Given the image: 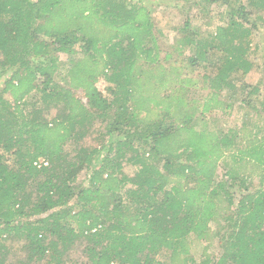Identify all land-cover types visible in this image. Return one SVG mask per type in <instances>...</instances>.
Instances as JSON below:
<instances>
[{"label": "trees", "instance_id": "obj_1", "mask_svg": "<svg viewBox=\"0 0 264 264\" xmlns=\"http://www.w3.org/2000/svg\"><path fill=\"white\" fill-rule=\"evenodd\" d=\"M75 2L82 4L77 11ZM248 4L253 11L242 0L229 4L210 38H185L196 45L188 57L190 65L201 64L203 81L211 89L201 106L186 100L194 80L182 75V66L171 65L172 74L162 73L166 81L176 79L179 96L166 103L142 93L133 98L131 81V87L123 88L113 76L109 43L116 38L128 41L120 54H145L146 65L166 68L152 57L157 46H145V40L153 38L148 7L127 0H0V75L10 71L0 94V264H264V177L262 186L249 192L246 176L236 170L227 175L238 179L244 192L235 205L234 192L225 193L231 213L224 216L227 233L213 234L219 251L203 254L199 262L189 255L190 236L208 240L212 235L208 223L219 212L214 196L224 183L213 178L212 170L219 150H229L234 142L216 137L210 142L216 151L209 153L197 142L205 132L191 136L188 128L198 109L208 112L224 105L218 94L233 89V73L246 75L252 69L245 40L258 29L251 19L257 9L253 0ZM256 6L264 7V0ZM65 8L81 20L73 13L75 21L64 25L60 14ZM83 20H96L115 34L110 42L101 41ZM58 52L83 54L69 73L70 85L84 89L86 104L55 82ZM136 65L141 90L145 70ZM107 68L112 86L104 95L96 83ZM242 88L246 97L257 98L262 91L264 103V86ZM152 104L161 118L150 116ZM27 105L31 109L26 110ZM110 108L114 116L108 140L100 148L81 145L85 125L106 116ZM142 109L146 116L141 118ZM68 143L75 145L73 156L65 151ZM243 151L264 168V134L247 139ZM39 158L47 164L37 167ZM85 169L88 184L76 186ZM173 176L182 182L171 185ZM14 240L22 243L23 256L7 243ZM77 245L80 259L75 260L70 253ZM161 249L168 250L169 263L157 259Z\"/></svg>", "mask_w": 264, "mask_h": 264}, {"label": "rangeland", "instance_id": "obj_2", "mask_svg": "<svg viewBox=\"0 0 264 264\" xmlns=\"http://www.w3.org/2000/svg\"><path fill=\"white\" fill-rule=\"evenodd\" d=\"M249 1L250 0H242V2L253 11L248 4ZM127 2L135 6L142 5L148 7L150 18L153 22L152 33L155 42L152 37H149L145 40V46L151 48L157 46L156 49H153L152 57H156L157 61L166 68L163 69L161 65L156 66V64L154 66L146 65L145 54H142L141 57H139L140 59L136 56L130 58L128 55L120 54L119 51L123 47H126L127 40L116 38L110 42V37L115 34V29L109 28L96 20H83L87 25H92V32L99 40H104L105 42L109 40V44H111V49H109L113 50L111 58V72H113V76L117 78V81L122 84L123 88H125L127 84L130 86L129 82L131 81V90L135 89L132 95L133 98H141L142 93L143 95H147V99H150L151 101L161 99L163 100V103H166L167 101H174L177 98L179 99V96L175 94V91L177 92L176 79L175 81L173 79L166 81L168 76L164 74L162 75V73L167 72L172 74L171 65L182 66V75L189 76L194 80L188 88L186 100L192 99L199 102L202 106V101L206 98L211 89L203 81V75L206 71L201 67V64L194 67L190 65L188 57L196 51V45L195 41L189 43L185 38L186 36H191L195 40H205L210 38L215 25L224 18L228 5L234 3V0H127ZM253 2H255L254 8L259 11L256 10L255 13L253 12L251 19L256 23L258 29L254 30L245 40L249 47L247 58L253 63L252 69L246 75H242L240 72L233 73L230 77L234 83L233 89L224 88L218 94V98L224 102V105H220L208 112H201V109H198L194 112L193 121L191 122V126L194 130L192 127L188 128L193 131L190 133L191 136L195 133L203 134V132H205L206 135L200 136V138L197 139V142L202 147H206L209 153L211 149L216 151L213 144L210 147L211 140L216 137L229 140L231 138V142H234V145L230 147L229 150H226L225 147L219 150L220 155L217 157L216 165L212 170L213 178L216 181L224 182L223 188L214 196L216 207L219 212L216 218L208 223V232L212 235L208 240L196 239L193 236L189 237V255L192 256L196 262L204 259L205 256L203 254L215 256L219 251L220 246L218 237L213 235L216 230L219 234H225L229 230L228 222L226 223L224 219V216L231 213L229 211L230 208L226 207V191L229 192L228 194L234 192V205L240 198L241 193L244 192L239 180L229 178L227 171L236 170L237 174H243L246 176L245 184L248 186L249 192L259 189L262 186V181L260 180L264 177V168L257 165L253 159L242 153L244 152L243 150L245 149L247 139L249 141V139H252L255 136L256 138H262L264 134V103H261L262 91L258 93L259 96L257 98L255 96L246 97L247 89L242 88L243 84H258L259 88L264 86V10H262L264 7L256 6L257 2H260V0H253ZM76 3L77 2H75L73 9H76L77 11L82 4ZM72 10L70 8H65V11L61 12L60 20H65L63 22L64 25L70 26L71 23L75 21L72 15L73 13L76 14V12L67 14L68 12H72ZM76 17L81 20L78 13L76 14ZM40 22L43 21L40 20L37 23ZM55 22L56 21L52 20V23ZM124 53H126L125 49H123V54ZM56 55L59 60V68L58 73H56L54 77L55 82L70 89L75 97L79 98L84 104H86L87 99L84 95V89L75 88L73 85H70L72 75L69 73L75 60L83 58V54L69 55L58 52ZM97 61H102V59L100 60V58H97ZM136 64L140 65V68L145 70L143 71L145 81L141 90H139V83L142 78L136 71V68L138 67ZM100 67V64H98L99 69ZM177 71L180 72L179 69H177ZM9 73L10 71H6L5 75H0V94L4 87L3 80L9 75ZM107 74H110L108 68L105 69L103 74L98 76L96 83L97 88L101 90L104 95L109 94L106 87L108 85L112 86V84L106 80ZM4 97L11 101L9 94L4 95ZM246 100H250V103L248 104ZM225 104H231V108H226ZM35 105L36 107L38 105L40 106V102H37ZM1 107L0 103V110H2ZM151 107L153 113H151L150 116L161 118L160 113L157 112V106L152 104ZM29 109H31V106L27 105L26 110ZM172 110H174V108ZM113 116V110L110 108L106 116L102 118L94 117L93 120L85 125L87 135L80 144L86 147L89 146L90 148H100L108 140L109 136L107 134V129ZM139 116L141 118L145 117L146 111H144V109L140 110ZM172 116L174 119L178 117V115L173 113ZM229 140H224L223 142ZM64 148L71 156L75 154V149H73L75 148L74 144L68 143ZM88 177L89 170H82L78 174L75 182L76 186L79 184L87 185ZM181 179L182 178L179 176H173L170 184H176L177 182H180ZM7 243H10L11 248L17 256H23L24 252L20 249L22 244L20 241H7ZM70 254L72 259H80V246L77 245L71 250ZM157 259L169 263L168 250L161 249L158 252Z\"/></svg>", "mask_w": 264, "mask_h": 264}, {"label": "built area", "instance_id": "obj_3", "mask_svg": "<svg viewBox=\"0 0 264 264\" xmlns=\"http://www.w3.org/2000/svg\"><path fill=\"white\" fill-rule=\"evenodd\" d=\"M34 164H35L37 167H40V165H42V164L46 165L47 162H46L45 160L39 158L36 162H34Z\"/></svg>", "mask_w": 264, "mask_h": 264}]
</instances>
